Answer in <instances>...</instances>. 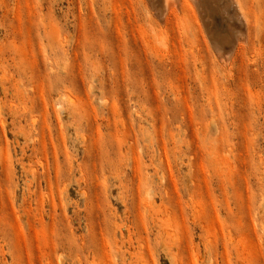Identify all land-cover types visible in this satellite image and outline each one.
<instances>
[{
    "label": "rangeland",
    "instance_id": "1",
    "mask_svg": "<svg viewBox=\"0 0 264 264\" xmlns=\"http://www.w3.org/2000/svg\"><path fill=\"white\" fill-rule=\"evenodd\" d=\"M239 2L226 68L191 7L0 0V264H264V0Z\"/></svg>",
    "mask_w": 264,
    "mask_h": 264
},
{
    "label": "bare ground",
    "instance_id": "2",
    "mask_svg": "<svg viewBox=\"0 0 264 264\" xmlns=\"http://www.w3.org/2000/svg\"><path fill=\"white\" fill-rule=\"evenodd\" d=\"M148 1L150 15L166 25L172 17H179L180 9L182 12L186 7L194 9L202 21L210 46L217 51V59L226 68L239 47L247 43L250 24L239 0Z\"/></svg>",
    "mask_w": 264,
    "mask_h": 264
}]
</instances>
